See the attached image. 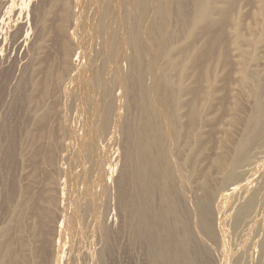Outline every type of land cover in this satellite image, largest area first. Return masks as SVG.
Segmentation results:
<instances>
[{"label": "rangeland", "instance_id": "obj_1", "mask_svg": "<svg viewBox=\"0 0 264 264\" xmlns=\"http://www.w3.org/2000/svg\"><path fill=\"white\" fill-rule=\"evenodd\" d=\"M263 154L264 0H0V264H264Z\"/></svg>", "mask_w": 264, "mask_h": 264}, {"label": "bare ground", "instance_id": "obj_2", "mask_svg": "<svg viewBox=\"0 0 264 264\" xmlns=\"http://www.w3.org/2000/svg\"><path fill=\"white\" fill-rule=\"evenodd\" d=\"M117 1H118V0H117ZM95 21H96V20H95ZM144 39H145V38H144ZM145 40H146V39H145ZM146 41H147V40H146ZM148 44H149V43H148ZM261 154H262V153H261ZM263 155H264V154H263ZM256 159H257V157H256ZM262 159H263V158H262ZM257 160H259V159H257ZM259 161H260V160H259ZM255 164H256V162H255ZM255 164H253V165H255ZM257 164H258V162H257ZM259 164H260V163H259ZM262 165H263V164H262ZM251 169H252V168H251ZM263 171H264V170H263ZM249 172H251V171H249ZM252 172H253V171H252ZM259 173H260V172H259ZM263 175H264V174H263ZM243 177H245V176H243ZM248 178H249V177H248ZM261 178H262V177H261ZM261 178H260V179H261ZM243 179H244V178H243ZM244 180H245V179H244ZM243 182H244V181H243ZM230 183H231V182H230ZM230 183H229V184H230ZM236 183H237V182H236ZM258 183H260V182H258ZM263 183H264V182H263ZM229 184H228V185H229ZM232 184H234V182H233ZM250 184H253V183H250ZM261 185H262V184H261ZM248 186H249V185H248ZM257 186H258V184H257ZM250 188H251V187H250ZM257 189H258V188H257ZM257 189H256V190H257ZM238 190H239V189H238ZM243 191H244V190H243ZM248 191H249V189H248ZM252 192H253V191H252ZM259 192H260V191H259ZM259 192H258V193H259ZM263 192H264V191H263ZM242 193H243V192H242ZM249 193H250V192H249ZM255 193H256V192H255ZM261 193H262V192H261ZM243 194H244V193H243ZM253 194H254V193H253ZM253 194L250 195L249 197H251V196L253 197ZM245 195H246V194H245ZM242 196H243V195H242ZM252 197H251V198H252ZM258 197H259V195H258ZM258 197H256V199H257ZM236 198H237V197H236ZM241 198H242V197H241ZM254 198H255V197H254ZM250 201H251V200H250ZM258 201H259V200H258ZM225 202H226V201H225ZM227 202H228V201H227ZM227 202H226V203H227ZM248 202H249V201H248ZM252 202H253V201H252ZM255 203H256V202H255ZM222 204H223V203H222ZM222 204H221V206H222ZM228 204H229V203H228ZM233 204H234V203H233ZM219 205H220V203H219ZM225 207H226V206H225ZM229 207H231V205H229ZM220 209H221V208H220ZM218 210H219V208H218ZM226 210H229V209H226ZM226 210H225V211H226ZM249 210H251V209L249 208ZM261 210H262V209H261ZM261 210H260V211H261ZM230 211H231V210H230ZM233 211H234V210H233ZM252 211H253V209H252ZM260 211H259V213H261ZM225 214H226V213H225ZM232 214H233V212H232ZM252 214H253V213H252ZM260 215H261V214H260ZM262 216H263V215H262ZM250 218H251V217H250ZM262 218H263V217H262ZM230 221H231V220H230ZM236 221H237V220H236ZM236 221H234V222H236ZM225 222H226V221H225ZM259 222H260V221H259ZM223 223H224V222H223ZM229 223H230V222H229ZM229 223H228V224H229ZM221 225H222V224H221ZM251 225H252V224H251ZM244 226H245V225H244ZM246 226H247V225H246ZM224 227H225V226H224ZM256 227H257V226H256ZM260 227H261V226H260ZM242 228H243V226H242ZM223 229H224V228H223ZM240 230H241V229H240ZM244 230H245V227H244ZM254 230H255V229H254ZM261 230H262V229H261ZM218 231H220V230H218ZM255 231H256V230H255ZM255 231H254V233H255ZM262 231L264 232V230H262ZM262 231H261V232H262ZM242 233H243V232H242ZM242 233H241V234H242ZM228 234H229V233H228ZM251 234H252V233H251ZM258 234H259V233H258ZM252 235H253V234H252ZM252 235H251V236H252ZM219 236H220V235H219ZM229 236H230V234H229ZM242 236H243V235H242ZM219 238H220V237H219ZM251 238H252V237H251ZM251 238H250V239H251ZM229 239H230V238H229ZM248 239H249V238H248ZM219 240H220V239H219ZM227 240H228V238H227ZM238 240H239V239H238ZM235 241H236V240H235ZM239 241H240V240H239ZM246 241H247V240H244V243H245ZM240 242H241V241H240ZM250 242H251V241H250ZM235 243H236V242H235ZM218 244H219V243H218ZM236 244H237V243H236ZM248 244H249V243H248ZM250 244H251V243H250ZM229 245H230V244H229ZM253 245H254V244H253ZM240 246H241V243H240ZM246 246H247V245H246ZM244 247H245V246H244ZM254 247H255V246H254ZM242 248H243V247H242ZM244 249H245V248H244ZM250 249H251V245H250ZM231 251H232V250H231ZM239 252H240V251H239ZM256 254H257L258 257L261 259V261H264V250H262L261 253H259L258 250L255 251V252L252 254V256L250 255V258L253 257V256L255 257ZM243 255H245V254H243ZM243 255H242V256H243ZM233 256H234V255H233ZM230 259H231V257H230ZM243 259H244V257H243ZM248 260H249V259H248ZM224 261H225V259H224ZM224 261H223V262H224ZM232 261H233V259H232ZM230 262H231V261H230ZM250 262H251V261H250ZM229 264H230V263H229ZM256 264H258V262H256Z\"/></svg>", "mask_w": 264, "mask_h": 264}]
</instances>
